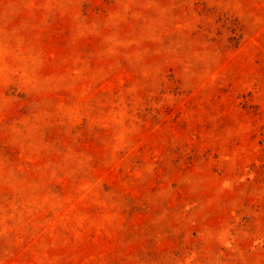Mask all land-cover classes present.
I'll list each match as a JSON object with an SVG mask.
<instances>
[{"label": "rangeland", "instance_id": "1", "mask_svg": "<svg viewBox=\"0 0 264 264\" xmlns=\"http://www.w3.org/2000/svg\"><path fill=\"white\" fill-rule=\"evenodd\" d=\"M0 264H264V0H0Z\"/></svg>", "mask_w": 264, "mask_h": 264}]
</instances>
